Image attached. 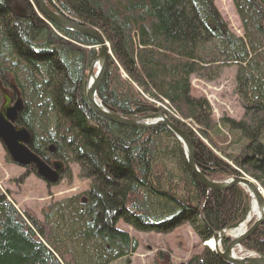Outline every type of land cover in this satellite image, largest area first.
Segmentation results:
<instances>
[{
	"label": "trees",
	"instance_id": "obj_1",
	"mask_svg": "<svg viewBox=\"0 0 264 264\" xmlns=\"http://www.w3.org/2000/svg\"><path fill=\"white\" fill-rule=\"evenodd\" d=\"M45 2L108 44L96 92L106 110L139 118L161 112L160 104L190 139L204 177L220 182L245 174L264 193V0H231L242 37L229 32L215 0ZM98 46L49 23L35 0H0V84L11 83L23 104L15 124L28 132L32 153L64 164L67 181L71 164L88 182L81 194L50 203L42 222L17 211L0 189V264L128 259L139 243L118 228L120 222L141 234L187 225L202 246L214 232L236 228L249 211L250 198L240 187L215 192L196 180L165 126H124L93 111L86 74ZM228 67L237 69L242 114L215 119L189 80L212 82ZM241 248L264 257V223ZM179 264L227 263L202 246Z\"/></svg>",
	"mask_w": 264,
	"mask_h": 264
},
{
	"label": "rangeland",
	"instance_id": "obj_2",
	"mask_svg": "<svg viewBox=\"0 0 264 264\" xmlns=\"http://www.w3.org/2000/svg\"><path fill=\"white\" fill-rule=\"evenodd\" d=\"M214 4L229 32L236 37H242L241 26L231 0H215ZM236 70V67L225 68L220 77L212 82L196 79L192 81L194 94L206 98L215 119L224 114L235 118L242 114V100L235 91ZM69 171V182L62 179L55 185H46L34 174L29 175L23 168L8 163L0 144V189L8 195V200L17 211L25 212L39 222H42V213L50 203L66 200L87 190L88 182L77 178V169L71 164ZM118 228L129 232L139 244L132 257L119 259L111 264H179L203 246L187 225L165 235L135 233L122 222Z\"/></svg>",
	"mask_w": 264,
	"mask_h": 264
},
{
	"label": "water",
	"instance_id": "obj_3",
	"mask_svg": "<svg viewBox=\"0 0 264 264\" xmlns=\"http://www.w3.org/2000/svg\"><path fill=\"white\" fill-rule=\"evenodd\" d=\"M41 15L53 25H56L64 30L77 33L93 38L99 45L98 52L95 59L90 65L87 74V88L85 97L89 106L100 117L124 126L135 127L140 129H152L158 125L165 126L182 144L187 165L192 172L193 176L198 182L206 189L222 192L229 189L234 185L243 187L250 195L251 199L255 202L257 217L253 221L252 225L239 236L230 239L229 244L223 251L218 250L217 245L220 240L225 237L224 232L214 233L212 242L217 255L228 264H264V257H235L233 255V249L239 246L244 240L250 237L256 229L264 223V194L259 185L246 177L233 176L230 179L223 182H212L206 179L196 168L193 159V148L188 137L181 132L176 126H174L166 117L160 114L150 115L148 117L133 119L124 118L117 114L110 113L105 110L99 103L96 102V90L100 84L104 70L108 59V45L104 39L96 32H93L87 28H83L76 25L54 10H51L45 0H35ZM94 64L97 65V71L95 74L92 71ZM4 103L0 108V142L2 143L7 155L11 162L20 167H33L36 175L41 178L46 184L54 185L59 181V174L62 172V165L59 162H54L51 165L46 164L38 156L33 154L28 148L30 136L28 132L22 127H15V122L18 113L22 110V102L18 95L15 97V101L12 106V98L7 95L3 97ZM52 151V148H50ZM252 202V200H251ZM251 211V206H250Z\"/></svg>",
	"mask_w": 264,
	"mask_h": 264
},
{
	"label": "bare ground",
	"instance_id": "obj_4",
	"mask_svg": "<svg viewBox=\"0 0 264 264\" xmlns=\"http://www.w3.org/2000/svg\"><path fill=\"white\" fill-rule=\"evenodd\" d=\"M91 65V64H90ZM89 68H90V66H89ZM89 68H88V70H89ZM92 71H93V73L94 72H96L97 71V65L96 64H94V66H93V68H92ZM87 75V74H86ZM195 79H197L196 77H190V80H189V82H190V84H191V82L193 81V80H195ZM156 107L157 108H159V109H162V110H165V108L164 107H162L160 104H157L156 105ZM23 110V109H22ZM22 110L19 112V114L22 112ZM161 110V112H159V111H157V112H155V113H153V114H151V115H154V114H160V115H162L163 117H166L165 116V112L164 111H162ZM112 113H114V112H112ZM149 116V115H148ZM102 118V117H101ZM232 118H235V117H232ZM238 118H240V116L239 117H236L235 119H238ZM50 148H52V147H50ZM50 148H49V151H50ZM52 150H53V148H52ZM52 152V151H51ZM73 167H75L76 169H77V167L75 166V165H72ZM192 173V172H191ZM193 175V174H192ZM237 177H248L249 178V176H247V175H245V174H241L240 176H237ZM251 180H253L252 178H250ZM197 180V179H196ZM198 181V180H197ZM254 181V180H253ZM255 182V181H254ZM234 186H238V187H240L247 195H248V193L241 187V186H239V185H234ZM234 186H232V187H234ZM231 188V187H230ZM229 188V189H230ZM208 190V189H207ZM228 190V189H227ZM209 191H211V190H209ZM224 191H226V190H224ZM224 191H222V192H224ZM264 211V210H263ZM264 213V212H263ZM257 216V210H256V205H255V202L254 201H252V203H251V212H250V215L249 216H247V217H245L244 219H242L240 222H239V224H238V227L235 229V230H232V232H228V233H226V231L225 230H220L219 232H214V233H220V232H224V234H226V237H230L231 239H233V238H235V237H237V236H239L240 234H242L244 231H246V229H247V227L249 228L251 225H252V221H251V216ZM230 233V234H229ZM249 238V237H248ZM247 238V239H248ZM246 239V240H247ZM245 241V240H244ZM206 247L208 248V249H211L210 251H212V249H214V246H213V243L212 242H207L206 243ZM217 247H218V250H220V251H222L223 250V247L221 246V243H219L218 245H217ZM213 253H215L216 255H217V253L215 252V251H212ZM233 255L234 256H236V257H240V256H244V257H248V256H252V252H248V251H245V250H243V249H241V248H236L234 251H233ZM218 256V255H217ZM219 257V256H218ZM220 258V257H219ZM188 259V258H187ZM187 259H185V260H183V261H181V262H184V261H186ZM221 259V258H220ZM222 260V259H221ZM223 261V260H222ZM180 262V263H181ZM226 263V262H225ZM228 264V263H227Z\"/></svg>",
	"mask_w": 264,
	"mask_h": 264
}]
</instances>
